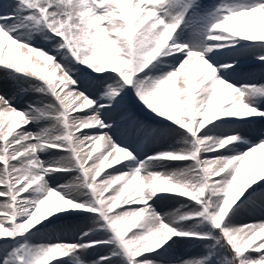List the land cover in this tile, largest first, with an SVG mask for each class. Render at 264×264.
<instances>
[{
  "label": "snow or ice",
  "instance_id": "snow-or-ice-1",
  "mask_svg": "<svg viewBox=\"0 0 264 264\" xmlns=\"http://www.w3.org/2000/svg\"><path fill=\"white\" fill-rule=\"evenodd\" d=\"M0 264H264V0H0Z\"/></svg>",
  "mask_w": 264,
  "mask_h": 264
}]
</instances>
